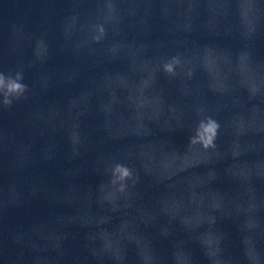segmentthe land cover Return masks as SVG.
Wrapping results in <instances>:
<instances>
[{
  "label": "water",
  "instance_id": "95a60500",
  "mask_svg": "<svg viewBox=\"0 0 264 264\" xmlns=\"http://www.w3.org/2000/svg\"><path fill=\"white\" fill-rule=\"evenodd\" d=\"M0 264H264V0H0Z\"/></svg>",
  "mask_w": 264,
  "mask_h": 264
},
{
  "label": "clouds",
  "instance_id": "9594fccd",
  "mask_svg": "<svg viewBox=\"0 0 264 264\" xmlns=\"http://www.w3.org/2000/svg\"><path fill=\"white\" fill-rule=\"evenodd\" d=\"M14 87H15L16 89H19V88H21L22 86L19 85V84H16V85H14Z\"/></svg>",
  "mask_w": 264,
  "mask_h": 264
}]
</instances>
